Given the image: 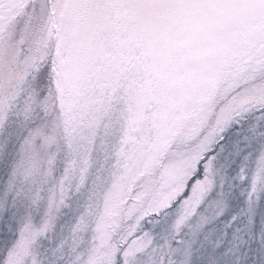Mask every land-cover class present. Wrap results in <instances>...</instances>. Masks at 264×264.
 I'll return each mask as SVG.
<instances>
[{
    "label": "snow or ice",
    "instance_id": "1",
    "mask_svg": "<svg viewBox=\"0 0 264 264\" xmlns=\"http://www.w3.org/2000/svg\"><path fill=\"white\" fill-rule=\"evenodd\" d=\"M237 195L250 227L264 0H0V264H264V227L210 239Z\"/></svg>",
    "mask_w": 264,
    "mask_h": 264
},
{
    "label": "rangeland",
    "instance_id": "2",
    "mask_svg": "<svg viewBox=\"0 0 264 264\" xmlns=\"http://www.w3.org/2000/svg\"><path fill=\"white\" fill-rule=\"evenodd\" d=\"M246 127L247 122L240 128L233 126V128L229 129L228 133L226 134V141H235L240 139V137L244 134V129H246ZM71 203V208H65L62 210V214L57 220L55 229L51 234L50 241L46 242V246L54 247L55 244L58 243L59 240L67 234V231L70 228L73 219L75 200H73ZM243 206V198L239 195H237L233 199H230L228 207L226 208L224 214L218 219V221L214 222L212 225L209 226L214 230L210 239L213 242H215L217 239H220L222 241L220 247L216 249V253L218 255L223 253L229 246L232 233L233 231H235V229H242V234L245 240H249V232L254 237L257 233L261 231L262 227H264V200H261V202L255 208L253 213V222L250 227L247 225V219L245 216L239 217L236 221H233L229 227H225V224L228 220L231 219L232 215L237 213ZM2 227L3 225H0V228ZM147 227L148 225L146 224L145 228ZM155 231L157 233H160L159 228H157ZM5 235L6 234L3 231H0V243H2ZM157 240L158 242H160L159 236L157 237ZM202 241L203 237L201 236L193 245L192 264H205L206 262L209 253V248L208 245L202 243ZM254 252L255 249L251 241L248 244L241 246L240 248V254H246L248 258H252Z\"/></svg>",
    "mask_w": 264,
    "mask_h": 264
}]
</instances>
